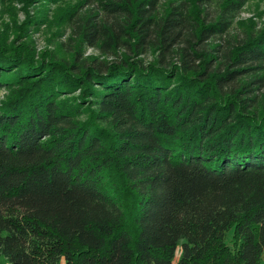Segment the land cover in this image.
Listing matches in <instances>:
<instances>
[{
	"label": "trees",
	"instance_id": "1",
	"mask_svg": "<svg viewBox=\"0 0 264 264\" xmlns=\"http://www.w3.org/2000/svg\"><path fill=\"white\" fill-rule=\"evenodd\" d=\"M249 1L81 0L60 23L111 58L90 64L34 54L28 17L0 36L6 264H264V27L230 33Z\"/></svg>",
	"mask_w": 264,
	"mask_h": 264
},
{
	"label": "rangeland",
	"instance_id": "2",
	"mask_svg": "<svg viewBox=\"0 0 264 264\" xmlns=\"http://www.w3.org/2000/svg\"><path fill=\"white\" fill-rule=\"evenodd\" d=\"M81 0H65L59 4L48 3V17L47 20H42L38 15V9L31 7L29 9L30 15L23 10V4L18 0H0V36L5 34V37L9 41L15 40L17 35L20 33L25 35V31L22 32L25 20L28 19L24 29L26 30V37L23 38L30 45V50L37 56L42 55L44 52L52 54L53 58L59 59H70L75 56L77 48H81V53L84 61L87 64L91 62L97 63L101 60H110L105 54L99 50V48L88 47L87 45L80 46V40L73 41L69 37L71 35V28L65 23H60L63 19L60 15L65 13L67 10L74 9ZM174 0H161V13H164L168 9V5ZM47 6L38 5L36 8H40V13L47 8ZM86 10V9H84ZM83 10V11H84ZM58 14V15H57ZM250 20L257 23V28L264 27V0H250L240 15L237 17L233 28H231V35H241L243 30H250ZM71 35V36H70ZM70 39V42L68 40ZM70 44V45H69ZM216 43H208L207 51L214 47ZM72 48L71 51L69 46ZM153 53L142 56V60L148 63L153 60ZM73 60H70L72 62ZM3 92L0 93L2 96ZM180 253V250L178 251ZM179 255V254H178ZM264 259V257H263ZM0 264H6L5 259L0 256Z\"/></svg>",
	"mask_w": 264,
	"mask_h": 264
}]
</instances>
